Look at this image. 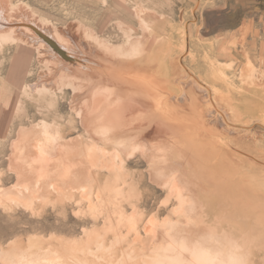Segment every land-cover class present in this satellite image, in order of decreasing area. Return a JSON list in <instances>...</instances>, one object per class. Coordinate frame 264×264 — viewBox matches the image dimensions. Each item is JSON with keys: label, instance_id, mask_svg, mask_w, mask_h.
Listing matches in <instances>:
<instances>
[{"label": "rangeland", "instance_id": "rangeland-1", "mask_svg": "<svg viewBox=\"0 0 264 264\" xmlns=\"http://www.w3.org/2000/svg\"><path fill=\"white\" fill-rule=\"evenodd\" d=\"M140 41H147L152 61L169 76L170 94L178 85L173 79L195 86L199 109L215 118L211 164L205 169L228 176L225 184L231 187L223 195L187 170L181 173L177 151L172 154L181 185L164 186L168 175L155 174L164 171L155 161L162 156L157 140H134L132 133L131 140L116 141L75 140L76 132L59 137L70 118L79 121L89 100L99 99L85 87L80 91L72 73L78 70L85 81L90 67L100 62L99 52L109 48L133 55ZM54 54L67 65L57 67ZM209 76L214 86L204 81ZM187 99L168 100L171 108L181 109L175 116L185 123ZM47 114L62 116L46 120L48 134L43 129ZM36 139L55 162H71L74 147L88 144L85 172L102 173L103 184L111 177L107 164L115 158L113 168L122 180L139 184L120 191L122 196L97 187L92 199L101 193L106 200L117 199L96 202L95 208L87 189L40 190L36 184L43 171L34 160L25 164L29 153L37 158ZM20 146L25 148L19 152ZM0 190V264L42 261L49 251L66 264H182L178 255L190 253L181 250L182 238L205 241L213 227L216 239L228 245H218L224 254L243 243L237 250L244 264H264V0H0ZM182 197L197 203L182 207ZM89 238L95 240L90 256ZM192 255L191 264H200Z\"/></svg>", "mask_w": 264, "mask_h": 264}, {"label": "bare ground", "instance_id": "bare-ground-1", "mask_svg": "<svg viewBox=\"0 0 264 264\" xmlns=\"http://www.w3.org/2000/svg\"><path fill=\"white\" fill-rule=\"evenodd\" d=\"M143 22L146 21L144 20ZM148 28L151 29V27ZM40 34L43 38H45L49 42V44L52 47L57 49L62 54L64 53L63 50L55 42H53L51 39L43 35V33ZM150 36L151 33L149 37ZM143 39L146 40L147 37ZM138 44L141 45L138 47L136 46L133 49L135 51V54L133 55L127 52L125 53L120 52L119 54L111 53L109 48H107L105 51L99 52L100 56L102 55L100 58V62L98 65H94V66L92 65V67H90L91 73L88 74V78L85 79V81H83L80 78L78 74V70H76L75 73L74 72L72 73L73 76L71 80L75 84H78L77 86H79L80 91L83 92L84 91L83 89L85 87V92L88 93L89 91V92L97 93L99 99L97 103H94L93 100L90 99L88 102V106H85L84 110L80 112L82 114L79 113L80 120L77 121L75 118H70V125L65 124L64 127L60 128V131H58L59 137L64 138L68 132H72V133L76 132L78 133V137L75 140H115L116 141V140H131L130 135L132 133L135 138L134 140H157L158 149H160V151L162 152V156L155 158V161L156 163H162L160 165V169L162 168L164 171L161 170L159 173H155V174L159 176L168 175L167 177L164 178L163 181L164 186L181 185L179 179L181 175L179 177L176 175L179 174L180 171L179 166L176 167L178 164L176 161L181 160V163L184 166L183 170L180 171L181 173L183 171L187 173L188 171L189 175L197 176L200 182H206L207 184L206 186H209V188H211L213 192L215 193L222 192L221 195H223V192H228L227 189L231 187L225 184L226 180L228 179V176L222 173L218 174L217 172L214 173L216 174L214 175L212 170L211 172L213 176H215L212 177V174L210 175L211 172L205 169L209 167V165L211 164L210 163L211 140H215V131H214L215 129L213 127L214 124H212L213 121L212 119L215 118L212 117V114L203 113L201 109H199L200 106L199 104L201 100L198 91H196L195 89V86L191 88L183 81L173 79L172 80L173 83L174 84L178 83V85L177 88H175L173 94H170L168 90V85L171 83L168 80L169 76L163 70V68L159 66L160 64L158 65L157 62L155 63L152 61L148 53L150 46L147 44V41H145V43H142V41H140ZM66 45L68 47V48L66 47L67 50L69 51L75 50V48L72 45L70 44H66ZM52 56L55 58L54 63H57L56 64L57 67L67 65V63H64L60 59V57H58L56 54ZM97 72L99 74H97ZM173 73H174L173 75L177 76V72L173 71ZM204 81L209 83V85L214 86V80L212 77L209 76L208 78H205ZM175 96H181V97L186 96L188 98L187 100L188 101L190 100L189 103L190 110L187 111L186 115H184L186 116L185 118H187L188 121L186 123L181 121L179 115L175 116V114L180 112L181 109L180 110L173 109V107L171 108V106H169L168 104V100L169 101L172 100V98H174ZM186 109L188 110V108ZM189 112L190 114L189 116H187ZM51 117L53 118V121H58V119L62 118L61 115H53V116H51L50 114L44 115L43 118L45 123L43 129L45 130L46 134H48V126H49L46 120ZM79 129H81L83 132L80 133L81 131H79ZM169 140H178L180 144H177L178 147H176ZM35 142H36L35 149L37 152V156H36L37 158H35L34 152L28 154V152L30 151V149H28L26 150L28 154V157L26 156L28 163L27 161H25V164L29 166L30 160H34L37 162L36 166L34 167L37 168V170L39 171H43L41 173L42 177L40 179V183L36 184L40 190L45 191V190H49V188H54L56 190H66V189L69 190L73 188L87 189L89 194L88 199L91 202V206L93 205L95 208V206H98L95 204L96 202L104 203L109 201L113 203L117 199V196L115 195L113 197H109L106 200L104 198L103 193L98 194L96 200L92 199V193L97 187H99V189H101V187H103V189L104 188L105 189L109 188L111 190L114 189L113 191L119 190L120 193V191H124L126 188L134 189L139 184L138 181L136 182V180L134 181H128L127 179L122 180L121 174L116 173L115 169L113 168L115 167L116 164L115 158H113V160L109 161V163L107 164L108 168L111 169L109 173L111 177L106 179L103 184L99 178V176H101L102 173L96 172L97 173L96 174L89 172L90 170L89 171L87 170V172H85V168H87V160L85 159V156L88 153V150H90L88 144H86L84 148L78 147V144L77 146L74 147L73 157L75 158L71 159L72 160L71 162H55V161H50L49 158L47 157L46 149L43 148L42 141L36 139ZM159 144L162 146H160ZM20 147L19 149L17 148L19 152L21 151L22 148H25V146L24 147L22 146L21 148ZM174 151H177L179 153V159L176 161L174 159V155L172 154ZM115 153L118 155L117 152ZM97 159L99 160V158ZM95 162H97V160H95ZM170 162L171 164L169 167L168 164ZM97 163L99 164V162ZM201 163H203L202 167H200V165H202ZM171 165L173 167H171ZM165 170H167V172ZM151 172L150 175H152ZM112 175H116L117 176L116 179H113ZM91 176H94L95 178L91 179L90 178ZM31 186L32 185H30V187ZM120 194H121L120 196L123 195L122 193ZM216 194L220 195V193H216ZM2 197L3 194L1 193L0 190V199ZM237 198L239 201L242 200L241 196H238ZM238 200L236 199L235 201L232 199V202L234 201L236 203ZM179 201L182 207H186V206L191 207V204L192 206H195L194 204L197 203L196 200H194V202L192 203L191 201H189V199L187 200V197L184 198L182 197V199H179ZM213 228H214L213 230H208L210 231L211 237L209 239H205V241L203 240L202 242L194 243L195 241L193 240L194 235L193 236L190 235L185 238H182L183 240L182 242H180L182 247L181 250L188 251L190 253L189 254L186 253L184 257H182L183 255L179 254L178 256L181 258H177V259L179 260L180 263L191 264L193 259L190 258H192L193 256L192 252H193V254H195V256L198 257L196 259L200 264H244L245 261L243 258H241L237 250L238 248L242 247V245L244 244L243 243L242 245L233 244V246H231V248L234 249L233 252L232 253L228 252L224 254L223 248L224 247L228 248V245L223 246L224 244L223 245L221 244L222 240L220 238L216 239L214 235H216V232L218 230L216 227ZM94 241L95 240L93 238H89L88 240L89 256L93 252L92 245L94 244ZM99 244L101 243L97 241V245ZM101 245H99L98 247H101ZM218 245L219 246L221 245L223 248L221 249L218 248ZM128 259L129 258H126L125 260ZM133 260L136 261L133 257L132 259H130V262ZM21 261H22L21 263L25 262L27 264H66L65 260L61 256H59L58 254L56 255L55 252H51V251L46 253V258L43 259L42 261H39L38 259L35 258L29 260H21ZM92 262L94 261L91 260L90 262L88 260L87 263L91 264ZM158 263L161 264V260H159ZM145 264H153V263L146 262Z\"/></svg>", "mask_w": 264, "mask_h": 264}, {"label": "crops", "instance_id": "crops-1", "mask_svg": "<svg viewBox=\"0 0 264 264\" xmlns=\"http://www.w3.org/2000/svg\"><path fill=\"white\" fill-rule=\"evenodd\" d=\"M261 235H263V234H260L258 237H261ZM264 236V235H263ZM259 243V242H258Z\"/></svg>", "mask_w": 264, "mask_h": 264}, {"label": "water", "instance_id": "water-1", "mask_svg": "<svg viewBox=\"0 0 264 264\" xmlns=\"http://www.w3.org/2000/svg\"><path fill=\"white\" fill-rule=\"evenodd\" d=\"M37 33H41V32H38V31H37Z\"/></svg>", "mask_w": 264, "mask_h": 264}]
</instances>
